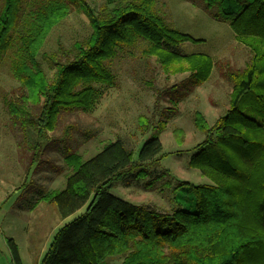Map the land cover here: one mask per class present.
Returning <instances> with one entry per match:
<instances>
[{
  "label": "trees",
  "instance_id": "obj_1",
  "mask_svg": "<svg viewBox=\"0 0 264 264\" xmlns=\"http://www.w3.org/2000/svg\"><path fill=\"white\" fill-rule=\"evenodd\" d=\"M186 1H200L251 54L244 68L226 74L232 87L224 114L211 126L202 114H194L204 139L188 166L210 184L176 180L166 169L157 172L165 156L158 138L163 121L136 160L132 146L120 139L87 161L66 150L71 173L65 188L38 198L53 203L61 219L81 212L56 231L40 264H264V0ZM73 7L87 17L91 32L71 49L59 44L46 56L52 70L48 77L39 53L52 28ZM186 42L195 39L163 16L157 0H104L97 11L84 0H0V64L11 52L9 73L19 84L17 95L6 102L10 127L24 137L34 136L27 145L37 159L61 114L92 111L103 88L116 85L109 62L139 44L165 70L190 72L165 93L178 102L206 80L213 66L208 56L174 51ZM138 124L141 131L153 126L143 116ZM173 133L181 144L182 132ZM134 181H142L147 192H170L171 210L132 204L112 193ZM184 187L192 190L194 212L177 203L175 196ZM4 239L11 263L21 264L13 239Z\"/></svg>",
  "mask_w": 264,
  "mask_h": 264
},
{
  "label": "rangeland",
  "instance_id": "obj_2",
  "mask_svg": "<svg viewBox=\"0 0 264 264\" xmlns=\"http://www.w3.org/2000/svg\"><path fill=\"white\" fill-rule=\"evenodd\" d=\"M103 2L84 0L94 11ZM201 6L200 1L193 4L186 0H157L163 16L178 30L195 39V42L179 45L174 51L183 56L211 58L213 66L204 82L173 103L169 100L171 95L165 93L180 85L190 72L165 70L155 56L143 54L141 44L125 48L108 65L116 76V85L103 88L92 111L75 110L61 114L55 130L48 133L50 140L42 142L43 148L37 159L33 158V151L27 145L33 142L34 136L24 137L19 129L10 127L6 102L17 95L19 84L9 73L11 52L3 58L0 64V264H12L5 237L13 238L17 244L22 264H39L44 248L65 222L59 217L55 205L40 200L38 195L65 188V178L71 173L64 161L66 150L87 161L109 142L120 139L132 146L133 160H136L141 146L156 135L157 125L163 121L165 126L158 138L161 154L165 156L157 172L166 169L176 180L194 185L210 184L208 178L188 166L196 145L204 139V134L194 125V114H202L210 126L224 114L232 87L226 74L228 70L244 68L251 54L237 43L228 24L215 20ZM90 32L87 17L74 7L52 28L39 53V61L48 77L52 70L46 56L57 51L59 44L71 49L76 41H83ZM140 116L151 118L153 126L141 131ZM174 129L182 132L181 144L177 143ZM19 142L25 144L24 148L18 146ZM142 185V181H134L119 185L112 193L132 204L160 212L171 210L170 192H147ZM175 198L184 211H195L190 188L180 189ZM72 218L70 216L69 221Z\"/></svg>",
  "mask_w": 264,
  "mask_h": 264
},
{
  "label": "crops",
  "instance_id": "obj_3",
  "mask_svg": "<svg viewBox=\"0 0 264 264\" xmlns=\"http://www.w3.org/2000/svg\"><path fill=\"white\" fill-rule=\"evenodd\" d=\"M177 200V199H176ZM177 203H179L178 201H177ZM73 217H74V215H73ZM63 220H65V222L62 224V225H64L65 223H67L68 221H69V217L68 218H66V219H63ZM61 225V226H62ZM60 226V227H61ZM59 227V228H60ZM11 239H13V238H11ZM14 241V240H13ZM6 244V243H5ZM16 244V243H15ZM50 244V243H49ZM49 244H48V246H49ZM17 245V244H16ZM7 246V245H6ZM48 246H47V248H48ZM18 248V247H17ZM47 248H44V251L42 252V256L40 257V260H39V264H40V261H41V259H42V257H43V255L45 254V252H46V250H47ZM8 249V248H7ZM9 252V251H8ZM18 253H19V250H18ZM10 255V254H9ZM19 256H20V254H19ZM20 260H21V258H20ZM22 264V263H21Z\"/></svg>",
  "mask_w": 264,
  "mask_h": 264
}]
</instances>
